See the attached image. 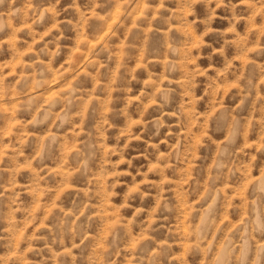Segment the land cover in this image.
I'll use <instances>...</instances> for the list:
<instances>
[{
  "label": "rangeland",
  "instance_id": "1",
  "mask_svg": "<svg viewBox=\"0 0 264 264\" xmlns=\"http://www.w3.org/2000/svg\"><path fill=\"white\" fill-rule=\"evenodd\" d=\"M0 264H264V0H0Z\"/></svg>",
  "mask_w": 264,
  "mask_h": 264
},
{
  "label": "bare ground",
  "instance_id": "2",
  "mask_svg": "<svg viewBox=\"0 0 264 264\" xmlns=\"http://www.w3.org/2000/svg\"><path fill=\"white\" fill-rule=\"evenodd\" d=\"M118 17V16H117ZM41 92H43V91H41ZM45 92V91H44ZM39 94V93H38Z\"/></svg>",
  "mask_w": 264,
  "mask_h": 264
}]
</instances>
